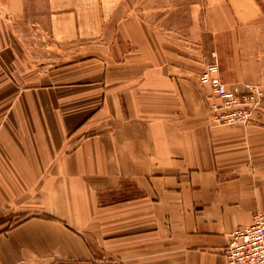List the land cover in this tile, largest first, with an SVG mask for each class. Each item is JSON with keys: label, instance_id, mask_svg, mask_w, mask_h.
<instances>
[{"label": "crops", "instance_id": "crops-1", "mask_svg": "<svg viewBox=\"0 0 264 264\" xmlns=\"http://www.w3.org/2000/svg\"><path fill=\"white\" fill-rule=\"evenodd\" d=\"M264 0H0V264H228L264 210Z\"/></svg>", "mask_w": 264, "mask_h": 264}, {"label": "built area", "instance_id": "built-area-1", "mask_svg": "<svg viewBox=\"0 0 264 264\" xmlns=\"http://www.w3.org/2000/svg\"><path fill=\"white\" fill-rule=\"evenodd\" d=\"M215 51L199 74L201 85L210 86L219 101H210V116L217 125L264 124V84L233 83L220 76ZM228 264H264V210H256L252 222L236 228L224 249Z\"/></svg>", "mask_w": 264, "mask_h": 264}]
</instances>
